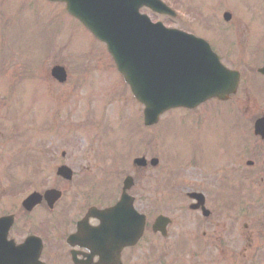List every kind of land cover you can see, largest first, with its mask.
Returning a JSON list of instances; mask_svg holds the SVG:
<instances>
[{
    "label": "rangeland",
    "instance_id": "rangeland-1",
    "mask_svg": "<svg viewBox=\"0 0 264 264\" xmlns=\"http://www.w3.org/2000/svg\"><path fill=\"white\" fill-rule=\"evenodd\" d=\"M162 1L178 13L181 24L187 15L199 20L203 14V0ZM206 1L215 9L218 0ZM230 1L244 20L264 21V0L220 3ZM225 8L220 5L217 10ZM140 12L153 22L176 25L148 9ZM198 27L210 32L201 24ZM252 31L263 38L256 23ZM218 32L220 26L213 34ZM54 65L66 69L64 83L51 77ZM226 106L213 102L200 110L205 121L197 129L181 108L163 114L157 126L144 128L142 106L133 99L105 46L66 13L63 3L0 0V214L17 210L34 185L40 192L57 188L68 194L65 198L72 194L83 198L86 191L94 199L100 193L113 196L116 182L119 192L124 174L133 175L132 160L138 156L159 160L155 168L136 169L134 180L145 189L159 190L162 198L151 207L166 213L174 207L173 201L184 196L181 187L186 178L200 173L187 168L190 159L210 152L206 159L215 164L213 155L232 127L229 114L234 106L230 111ZM61 164L73 170L71 181L56 176ZM28 180L32 184L17 186ZM181 213L185 212L177 215ZM35 217L43 218V209H36ZM40 223L30 226L42 227ZM23 224L20 221L16 229ZM176 264H184V258Z\"/></svg>",
    "mask_w": 264,
    "mask_h": 264
},
{
    "label": "flooded vegetation",
    "instance_id": "flooded-vegetation-1",
    "mask_svg": "<svg viewBox=\"0 0 264 264\" xmlns=\"http://www.w3.org/2000/svg\"><path fill=\"white\" fill-rule=\"evenodd\" d=\"M230 3L218 0L213 9L203 0L199 20L191 18L184 25L175 21L182 29L198 33L223 65L239 72L238 89L229 98L234 106L229 114L232 127L213 155L215 164L206 159L210 152L202 153L198 160L195 156L190 159L188 167L200 173L186 178L184 196L173 201L174 207L166 214L151 207L160 199L159 192H146L144 184L133 183L130 195L137 209L156 210L155 218L161 214L170 220L163 233L153 231L152 223L146 225L134 246L119 251L110 248L114 234L98 229L100 220L87 214L92 206L105 208L116 200L105 205L101 200L60 198L52 209L42 201L29 213L41 207L43 218L27 212L23 217L29 224H42L28 235L41 239L39 260L43 264H98V244H106L105 263L101 264H176L182 253L184 264H264V135L255 129L256 122L264 120V75L260 73L264 68V21L255 22L263 38L255 36V23L244 20ZM220 5L226 8L218 12ZM225 14L230 16L227 20ZM199 24L210 32L198 31ZM219 26L221 33L213 34ZM198 119L201 126L205 118ZM110 200L114 197L106 202ZM178 203L185 206L177 207ZM178 211L185 213L177 215ZM15 233L19 234L15 241L20 243L21 232Z\"/></svg>",
    "mask_w": 264,
    "mask_h": 264
},
{
    "label": "water",
    "instance_id": "water-1",
    "mask_svg": "<svg viewBox=\"0 0 264 264\" xmlns=\"http://www.w3.org/2000/svg\"><path fill=\"white\" fill-rule=\"evenodd\" d=\"M50 1L65 2L66 11L106 43L117 70L134 97L144 105L146 126L156 123L159 115L169 108H192L212 96L225 98L237 86V75L223 69L202 41L184 32L166 29L160 23L152 24L146 16L139 14L141 6L171 14L159 0ZM50 74L58 82L66 80V72L61 66H54ZM222 80L226 83H221ZM156 162V159L151 160L152 165ZM135 163L145 165L143 158L136 159ZM57 174L71 178V171L65 166L60 167ZM130 183L131 179H126L123 190ZM59 195L55 190L45 192L50 204ZM39 199V195L32 194L23 205L30 209ZM122 211L129 217L128 240L131 244L142 231L143 216L137 215L131 206L124 210L121 202L111 209L113 213ZM11 223V217L0 218V264H35L36 257L28 255L27 244L15 248L6 240Z\"/></svg>",
    "mask_w": 264,
    "mask_h": 264
}]
</instances>
